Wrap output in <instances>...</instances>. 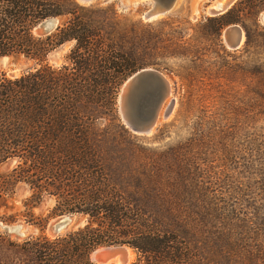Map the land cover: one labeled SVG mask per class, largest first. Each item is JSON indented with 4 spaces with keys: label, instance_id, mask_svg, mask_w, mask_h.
<instances>
[{
    "label": "rangeland",
    "instance_id": "rangeland-1",
    "mask_svg": "<svg viewBox=\"0 0 264 264\" xmlns=\"http://www.w3.org/2000/svg\"><path fill=\"white\" fill-rule=\"evenodd\" d=\"M220 1L177 0L167 14L151 19L145 15L152 0L77 2L93 7V20L105 32L107 9H113L127 34L122 48L139 65L136 72L162 73L174 99L168 118L147 135L126 127L118 99L116 117L94 110L91 140L123 189L140 183L150 197L176 200L178 227L188 231L202 264H264V9L233 1L228 11L237 23L231 25L243 38L229 49L223 36L229 25L217 36L205 21L206 10ZM71 46L58 48L57 61L53 52L49 63L60 66ZM31 66L23 57H8L0 61V74ZM27 195L25 187L17 189L12 213ZM52 206L46 199L33 212L45 216ZM26 227L25 237L0 230V264H22L9 243L36 234Z\"/></svg>",
    "mask_w": 264,
    "mask_h": 264
},
{
    "label": "trees",
    "instance_id": "trees-1",
    "mask_svg": "<svg viewBox=\"0 0 264 264\" xmlns=\"http://www.w3.org/2000/svg\"><path fill=\"white\" fill-rule=\"evenodd\" d=\"M246 1L264 9V0ZM107 13L105 32L93 7L76 0H0V57L32 63L15 77L0 74V220H22L37 230L9 248L22 264H96L92 252L108 245L130 247L132 264H202L188 231L178 227L176 200L150 197L140 183L123 189L91 140L93 111L116 117L121 86L139 69L122 48L127 34L115 12ZM51 18L59 21L54 31L34 34ZM205 21L217 36L237 23L232 10ZM68 43L64 62L50 64L49 56ZM21 186L28 195L12 213ZM46 199L53 202L47 215H35ZM62 215L83 225L47 234L50 221Z\"/></svg>",
    "mask_w": 264,
    "mask_h": 264
},
{
    "label": "water",
    "instance_id": "water-1",
    "mask_svg": "<svg viewBox=\"0 0 264 264\" xmlns=\"http://www.w3.org/2000/svg\"><path fill=\"white\" fill-rule=\"evenodd\" d=\"M76 1L80 4H89L100 0ZM152 1L154 5L152 10L145 15L146 19L167 14L177 0ZM228 3L229 0H226L222 6L209 8L206 10V14L210 17L223 15L231 8L233 2L230 5ZM262 20L264 21V15ZM58 24L59 21L56 18L47 19L34 29V34L46 36L54 31ZM223 34L224 43L229 49H236L241 44L243 32L237 25H229ZM56 51L52 57L53 62L57 61ZM3 58H8V56L0 57V59ZM26 69L28 68L26 67ZM18 74L19 71L14 69L10 76L15 77ZM118 101L121 117L126 127L134 133L146 135L151 133L160 119L168 118L174 105L169 80L162 73L150 69L140 70L132 74L121 86ZM82 224V219L72 215H62L52 220L47 228V234L56 236L70 229H76ZM0 230L14 234L16 237H25L29 232L28 227L21 222L14 224L0 222ZM132 256H134L133 250L126 245H108L94 250L91 254V260L96 264H132L134 262Z\"/></svg>",
    "mask_w": 264,
    "mask_h": 264
},
{
    "label": "bare ground",
    "instance_id": "bare-ground-1",
    "mask_svg": "<svg viewBox=\"0 0 264 264\" xmlns=\"http://www.w3.org/2000/svg\"><path fill=\"white\" fill-rule=\"evenodd\" d=\"M234 0H229V3H228V5H230L232 2H233ZM226 2V0H223L222 2H218V3H216L215 5H213L212 7H216V6H222V5H224V3ZM211 7V8H212ZM210 8V9H211ZM153 17H156V16H153ZM153 17H151V18H153ZM150 18V19H151ZM243 38V37H242ZM7 58H3V59H0V61H4V60H6ZM154 130V129H153ZM152 132V131H151ZM132 257H134V256H132Z\"/></svg>",
    "mask_w": 264,
    "mask_h": 264
}]
</instances>
